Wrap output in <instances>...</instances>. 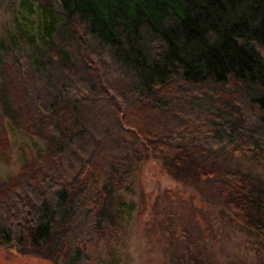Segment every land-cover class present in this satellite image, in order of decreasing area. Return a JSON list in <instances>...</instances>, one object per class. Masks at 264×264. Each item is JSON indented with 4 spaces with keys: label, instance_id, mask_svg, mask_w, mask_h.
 Instances as JSON below:
<instances>
[{
    "label": "trees",
    "instance_id": "1",
    "mask_svg": "<svg viewBox=\"0 0 264 264\" xmlns=\"http://www.w3.org/2000/svg\"><path fill=\"white\" fill-rule=\"evenodd\" d=\"M11 2L0 35V161L14 163L8 125L43 147L0 175V248L92 264L89 246L112 248L121 235L133 173L170 151L171 170L212 183L264 245V179L199 162L194 127L213 124L204 155L264 158V0ZM176 264L213 261L195 245Z\"/></svg>",
    "mask_w": 264,
    "mask_h": 264
},
{
    "label": "rangeland",
    "instance_id": "2",
    "mask_svg": "<svg viewBox=\"0 0 264 264\" xmlns=\"http://www.w3.org/2000/svg\"><path fill=\"white\" fill-rule=\"evenodd\" d=\"M11 0H0V35L11 26ZM212 102L205 110L217 108ZM209 115V113H207ZM210 116V115H209ZM212 119V118H209ZM9 127L14 163L0 161L3 178L15 175L35 151L43 147L37 138ZM200 149L195 154L204 164L221 162L264 179V158L253 159L239 152L211 153L213 124H194ZM210 153V152H209ZM174 151L151 154L133 173L131 191L124 197L132 205L123 229L112 248L101 242L89 246L92 264L115 257L119 264H176L188 247L204 246L213 264H264V245L252 231L237 222L218 198L210 182L195 185L173 172ZM0 264H53L37 254H21L15 248H0Z\"/></svg>",
    "mask_w": 264,
    "mask_h": 264
}]
</instances>
